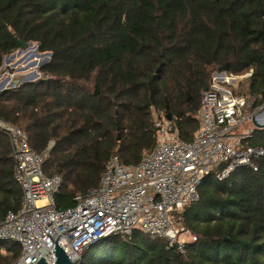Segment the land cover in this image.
<instances>
[{
  "label": "trees",
  "instance_id": "16d2710c",
  "mask_svg": "<svg viewBox=\"0 0 264 264\" xmlns=\"http://www.w3.org/2000/svg\"><path fill=\"white\" fill-rule=\"evenodd\" d=\"M20 41L51 58L41 78L0 91V117L37 152L53 144L44 170L63 177L62 209L100 185L114 155L134 165L157 146L154 109L191 140L213 70L251 72L264 103V0H0V72ZM252 143L264 149V128ZM256 164L203 179L199 201L176 215L197 236L186 253L136 231L93 243L80 264H264V155ZM14 168L0 132V222L24 199ZM20 253L0 241V264Z\"/></svg>",
  "mask_w": 264,
  "mask_h": 264
},
{
  "label": "built area",
  "instance_id": "2783aa9c",
  "mask_svg": "<svg viewBox=\"0 0 264 264\" xmlns=\"http://www.w3.org/2000/svg\"><path fill=\"white\" fill-rule=\"evenodd\" d=\"M240 77L215 73L202 92L199 127L191 140L181 138L176 120L158 113L157 146L134 165L111 157L100 185L65 209L56 200L63 177L44 170L53 144L37 152L22 127L0 117V132L12 147L14 178L24 192L21 208L9 210L0 222V241L20 246V256L11 264H37L42 257L54 264L60 235L58 243L73 261L101 239L119 234L128 240L136 231L186 253L197 236L177 222L176 215L199 201L203 179L210 174L225 178L241 166L257 170L256 159L264 155V149L252 143L257 128L253 118L264 115V103L256 106L255 95L253 102L237 91ZM248 123L253 127L245 128Z\"/></svg>",
  "mask_w": 264,
  "mask_h": 264
},
{
  "label": "rangeland",
  "instance_id": "374dc122",
  "mask_svg": "<svg viewBox=\"0 0 264 264\" xmlns=\"http://www.w3.org/2000/svg\"><path fill=\"white\" fill-rule=\"evenodd\" d=\"M51 58L50 54L47 53H39L38 47L35 43H32L31 46H28L25 49H22L21 53L16 51L15 53L7 56L5 58L4 66L2 71L0 72V83L1 85L4 83L3 89L5 88H16L19 85L31 81H36L37 79L42 77V73L40 71L41 65L48 62ZM216 72L219 70H213L212 78ZM248 73L241 74L240 79L236 83L237 91L240 94L249 95L253 102L254 97L250 91V75ZM2 89V90H3ZM1 91V90H0ZM256 106H260L257 104ZM260 112V111H259ZM158 112L154 109L153 116L154 118L157 116ZM16 124V123H15ZM22 127L21 125L17 124ZM253 127L252 123H248L245 125V128ZM23 128V127H22Z\"/></svg>",
  "mask_w": 264,
  "mask_h": 264
},
{
  "label": "water",
  "instance_id": "95a60500",
  "mask_svg": "<svg viewBox=\"0 0 264 264\" xmlns=\"http://www.w3.org/2000/svg\"><path fill=\"white\" fill-rule=\"evenodd\" d=\"M20 44H21V48L18 50V53H21L22 49H25L28 46H31L32 45V43H27V42H24V41H20ZM3 85H4V83L2 85L0 84V89H1V87H3ZM167 118L170 120L172 117H171V115H167ZM253 124L257 128H264V122L263 121H259V119L256 118V117L253 118ZM60 236L56 240L55 246H54V249H53V253H54V256H55V259H56L54 264H80L81 259L80 260L73 261L66 254V252L61 248V246L58 243V240H59ZM37 264H49V263L42 257L38 261Z\"/></svg>",
  "mask_w": 264,
  "mask_h": 264
},
{
  "label": "bare ground",
  "instance_id": "6f19581e",
  "mask_svg": "<svg viewBox=\"0 0 264 264\" xmlns=\"http://www.w3.org/2000/svg\"><path fill=\"white\" fill-rule=\"evenodd\" d=\"M258 119H259V121H263L264 122V115L260 116Z\"/></svg>",
  "mask_w": 264,
  "mask_h": 264
},
{
  "label": "crops",
  "instance_id": "0c3cea01",
  "mask_svg": "<svg viewBox=\"0 0 264 264\" xmlns=\"http://www.w3.org/2000/svg\"><path fill=\"white\" fill-rule=\"evenodd\" d=\"M21 206H22V205H21ZM20 208H21V207H20ZM20 208H19V209H20Z\"/></svg>",
  "mask_w": 264,
  "mask_h": 264
}]
</instances>
